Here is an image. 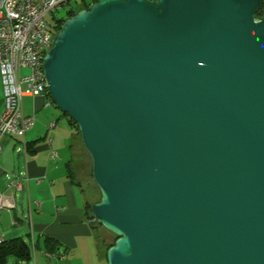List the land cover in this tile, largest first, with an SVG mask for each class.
Returning <instances> with one entry per match:
<instances>
[{"label": "water", "instance_id": "water-1", "mask_svg": "<svg viewBox=\"0 0 264 264\" xmlns=\"http://www.w3.org/2000/svg\"><path fill=\"white\" fill-rule=\"evenodd\" d=\"M42 68L116 238L106 264H264L260 0H97Z\"/></svg>", "mask_w": 264, "mask_h": 264}, {"label": "crops", "instance_id": "crops-1", "mask_svg": "<svg viewBox=\"0 0 264 264\" xmlns=\"http://www.w3.org/2000/svg\"><path fill=\"white\" fill-rule=\"evenodd\" d=\"M21 104L23 114L32 117L34 123L24 135L26 155L15 152L16 137H5L2 141L0 193H12L6 188L8 177L22 179V190L14 193V209L0 210V241L25 236L31 247L35 243L41 247L48 238L58 244L50 254L38 249L42 257L48 258V264H102L96 230L85 213L87 199L82 185L67 175V163L71 169L74 164L69 149L72 136L65 138L71 128L67 122V129L61 126V117L47 96L24 97ZM2 110L0 81V114ZM49 123H54L50 131ZM32 260L37 264L34 257L29 264Z\"/></svg>", "mask_w": 264, "mask_h": 264}, {"label": "built area", "instance_id": "built-area-1", "mask_svg": "<svg viewBox=\"0 0 264 264\" xmlns=\"http://www.w3.org/2000/svg\"><path fill=\"white\" fill-rule=\"evenodd\" d=\"M71 0H0V81L3 110L0 114V152L5 137L18 139L15 152L26 155L24 135L34 123L22 112L24 97L47 96L41 65L52 38L57 20L53 13L68 5ZM84 1V0H82ZM90 0L88 5L94 3ZM261 4L264 0H260ZM49 17L51 22L46 20ZM27 71L22 75V71ZM54 123L47 125V130ZM51 138L48 139L50 144ZM27 180L26 178L24 179ZM22 179L8 177L6 188L12 193H0V210L14 209V193L22 190ZM31 264H35L32 260Z\"/></svg>", "mask_w": 264, "mask_h": 264}, {"label": "rangeland", "instance_id": "rangeland-1", "mask_svg": "<svg viewBox=\"0 0 264 264\" xmlns=\"http://www.w3.org/2000/svg\"><path fill=\"white\" fill-rule=\"evenodd\" d=\"M83 3H90V0H71L69 1L68 5L57 9L54 13H53V18L54 20L57 21H61V20H65L68 16V12L69 11H74V12H78L82 6ZM46 20L48 22H51V20L49 19V17H46ZM27 71H22L21 74L24 75L26 74ZM56 111L58 112V114L60 115L61 119H59V122L61 123V126L65 127L67 129L66 126V118L56 109ZM69 131V130H68ZM72 135V131H69L68 135H66L65 138H68ZM67 156V160H69V155L66 154ZM72 161H74L73 164V173H74V177L75 179L82 185V190L84 193V197H86L87 201L91 204L95 203L98 199H99V192L93 182V179L91 177V172H90V164H89V158L80 142V138L78 136L74 137V144L72 147ZM94 228L96 230V235L98 238V242H99V246H100V250H101V256L103 257V253L105 252V249L107 248V246H109L110 244H112L115 240V237L108 233L107 231H105L103 228H101L100 226H97L96 224L94 225ZM22 240H24L25 242L28 243V238L27 237H22ZM39 250L35 249L34 251H32V257H34L35 261L37 264H48L46 262H48V258L46 259L45 257H42L39 254ZM104 262V260L102 261ZM16 264L12 261H9L7 264ZM29 264V263H26Z\"/></svg>", "mask_w": 264, "mask_h": 264}, {"label": "trees", "instance_id": "trees-1", "mask_svg": "<svg viewBox=\"0 0 264 264\" xmlns=\"http://www.w3.org/2000/svg\"><path fill=\"white\" fill-rule=\"evenodd\" d=\"M96 1L97 0H94L93 2H96ZM262 5H264V3H262ZM87 7H88V4L83 3V6H82V8L80 10L86 9ZM75 13H77V12L69 11L67 16L71 17ZM257 16H259V13H257ZM62 22H63V20L57 22V24H58L57 25V29L60 28V26L62 25ZM49 101H50V99H49ZM50 103H52V102L50 101ZM63 116L66 118L67 123H68L69 127L72 130V135H71L72 138H71V140L69 142V149L72 150V147H73V144H74V137L78 136L80 138V136H79L77 127L75 126V123L72 120H70L66 115H63ZM27 150H28V148H27ZM66 168H67V171H68V174H67L68 178L71 179V180H75L74 173H73V171L71 169L70 163H67ZM77 184H79V183L77 182ZM98 200L96 202H98ZM91 205H92L91 203L86 201V203H85V213L88 216L89 220L92 222V224L95 225L96 223L93 221V219L91 217V214H90V206ZM97 226H99V225H97ZM113 243L110 244L109 246H107V248L105 249V252L103 253L104 262H102V264H106L105 253H106V250L113 245ZM34 246L35 247H31L29 242L27 243L24 240H22L21 238H14V239H10V240L0 241V264H7L9 261H12L14 263H18L19 261H22V262H25V263H29L31 258H32V250H33V248H37V249L42 248L44 252L50 254V253H53L55 251V249L58 247V244L56 243V241H53L52 239L46 238V239H44L41 247L38 246L36 243H35Z\"/></svg>", "mask_w": 264, "mask_h": 264}, {"label": "bare ground", "instance_id": "bare-ground-1", "mask_svg": "<svg viewBox=\"0 0 264 264\" xmlns=\"http://www.w3.org/2000/svg\"><path fill=\"white\" fill-rule=\"evenodd\" d=\"M41 73H43V68H42V65H41ZM43 79H44V74H43Z\"/></svg>", "mask_w": 264, "mask_h": 264}]
</instances>
